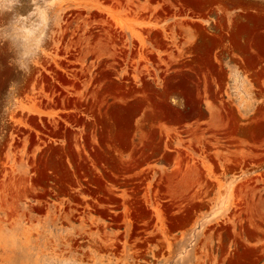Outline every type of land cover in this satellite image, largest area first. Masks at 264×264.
Returning <instances> with one entry per match:
<instances>
[{
    "label": "rangeland",
    "instance_id": "rangeland-1",
    "mask_svg": "<svg viewBox=\"0 0 264 264\" xmlns=\"http://www.w3.org/2000/svg\"><path fill=\"white\" fill-rule=\"evenodd\" d=\"M50 5L0 120V264H264V0Z\"/></svg>",
    "mask_w": 264,
    "mask_h": 264
},
{
    "label": "clouds",
    "instance_id": "clouds-1",
    "mask_svg": "<svg viewBox=\"0 0 264 264\" xmlns=\"http://www.w3.org/2000/svg\"><path fill=\"white\" fill-rule=\"evenodd\" d=\"M55 21L50 0H0V42H7L12 53L9 63L22 74L20 79L10 81L8 85L6 102L0 108V120H6L14 97L40 59L41 49L46 46Z\"/></svg>",
    "mask_w": 264,
    "mask_h": 264
}]
</instances>
